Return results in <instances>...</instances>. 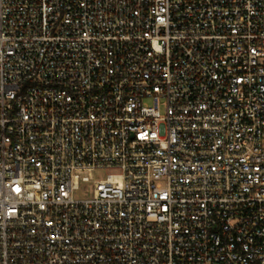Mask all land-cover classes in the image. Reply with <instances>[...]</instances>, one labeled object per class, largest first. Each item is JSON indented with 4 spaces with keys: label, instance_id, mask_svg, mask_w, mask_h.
<instances>
[{
    "label": "built area",
    "instance_id": "obj_1",
    "mask_svg": "<svg viewBox=\"0 0 264 264\" xmlns=\"http://www.w3.org/2000/svg\"><path fill=\"white\" fill-rule=\"evenodd\" d=\"M0 264H264V0H0Z\"/></svg>",
    "mask_w": 264,
    "mask_h": 264
},
{
    "label": "rangeland",
    "instance_id": "obj_2",
    "mask_svg": "<svg viewBox=\"0 0 264 264\" xmlns=\"http://www.w3.org/2000/svg\"><path fill=\"white\" fill-rule=\"evenodd\" d=\"M118 173V171L115 170H108V171H98L96 173L97 179H106L109 174ZM94 194V185L93 183H86L82 184L81 189L77 192L76 197H92Z\"/></svg>",
    "mask_w": 264,
    "mask_h": 264
}]
</instances>
